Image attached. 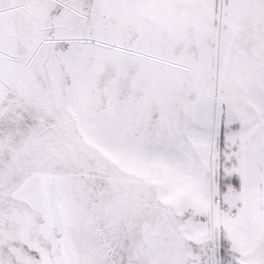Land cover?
Masks as SVG:
<instances>
[{
  "label": "snow or ice",
  "instance_id": "6c2138e0",
  "mask_svg": "<svg viewBox=\"0 0 264 264\" xmlns=\"http://www.w3.org/2000/svg\"><path fill=\"white\" fill-rule=\"evenodd\" d=\"M0 264H264V0H0Z\"/></svg>",
  "mask_w": 264,
  "mask_h": 264
}]
</instances>
